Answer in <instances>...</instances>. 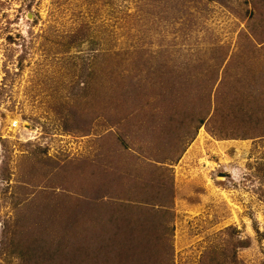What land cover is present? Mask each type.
Returning <instances> with one entry per match:
<instances>
[{
	"label": "rangeland",
	"instance_id": "rangeland-1",
	"mask_svg": "<svg viewBox=\"0 0 264 264\" xmlns=\"http://www.w3.org/2000/svg\"><path fill=\"white\" fill-rule=\"evenodd\" d=\"M250 126L264 127V0H0V264L20 263L9 251L36 224L87 211L105 177L162 219L164 254L143 258L264 264Z\"/></svg>",
	"mask_w": 264,
	"mask_h": 264
},
{
	"label": "trees",
	"instance_id": "trees-1",
	"mask_svg": "<svg viewBox=\"0 0 264 264\" xmlns=\"http://www.w3.org/2000/svg\"><path fill=\"white\" fill-rule=\"evenodd\" d=\"M232 105L231 112L236 107L238 110L236 113L235 110L234 114L238 116V113H241V117L245 116L244 109L239 103ZM204 116L198 118V129L205 123ZM252 128L264 131V127ZM254 136L257 135L254 133ZM121 141H124L123 144L126 142L124 139ZM105 178L102 180V185L99 182V186L94 185L91 187V191L82 187L83 190H88L85 194H89V196H91L90 192L95 194L92 196V201H84L88 205L86 209L89 213L80 203L74 211L70 209L68 218L65 217L59 226H57V219L43 220V223L36 224L38 227L34 229L38 233L31 239L16 240V245H13V249L9 251L10 254L13 250L15 251L19 264H158L159 261L156 259H152V257L145 259L142 254H147L144 253L147 245L155 246L159 254H164V243L161 242V246L158 245L151 238L150 232L156 227L153 225L154 223L158 222L161 225L162 219H151L144 210L139 209L141 205L135 208L134 192L126 188L121 189V187L112 190L113 187L110 184H105ZM120 195L127 200L122 201L117 198ZM119 199L120 201H118ZM97 200L101 201L105 207L95 206L94 203ZM148 200L146 199V201ZM134 209L137 210L134 211ZM79 210L81 211L79 212ZM107 211L109 212L106 214ZM86 216L92 219H77V217ZM91 220H95L99 225L96 227V224H93L94 228L90 229L88 233L85 224ZM103 222L108 226L103 228L104 230H99L98 228H101ZM83 224L84 229L80 228ZM21 228L26 229L24 226ZM157 230L159 231L158 228ZM140 231L146 235L141 234ZM57 232H61V235L63 233V236L58 237ZM54 234H56V238L53 237ZM67 239L70 240L69 243L65 241Z\"/></svg>",
	"mask_w": 264,
	"mask_h": 264
},
{
	"label": "bare ground",
	"instance_id": "bare-ground-1",
	"mask_svg": "<svg viewBox=\"0 0 264 264\" xmlns=\"http://www.w3.org/2000/svg\"><path fill=\"white\" fill-rule=\"evenodd\" d=\"M202 135V134H201Z\"/></svg>",
	"mask_w": 264,
	"mask_h": 264
}]
</instances>
